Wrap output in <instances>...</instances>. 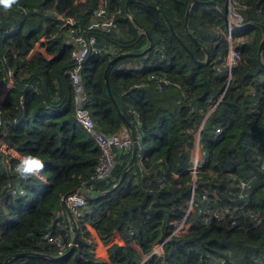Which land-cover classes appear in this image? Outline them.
<instances>
[{
  "label": "trees",
  "instance_id": "obj_1",
  "mask_svg": "<svg viewBox=\"0 0 264 264\" xmlns=\"http://www.w3.org/2000/svg\"><path fill=\"white\" fill-rule=\"evenodd\" d=\"M101 1L19 0L7 12L0 8V91L7 82L8 69H20L2 103L3 139L26 155H39L47 176L46 183L21 180L0 157V264L10 258L9 264H107L95 258L93 246L88 245L91 235L85 223L105 244L111 243L115 231L122 235L128 251L120 244L110 245L112 264H141L154 244L167 238L174 223L185 217L189 203L193 200L194 209H199L201 199L209 207H236V224H230V214L205 223L201 214L194 217L196 213L191 212L189 232L173 235L163 256L152 255L143 264H209L210 258L224 256L232 258L230 264H264V46L260 53L264 33L260 26L239 28L236 36L246 38L238 43L241 63L233 71L219 107L204 119L210 100L226 85V73L215 71L213 62L220 64L228 44L224 38L217 42L214 36L216 45L213 39L212 45H207L200 33L209 27H227L229 0H212L215 5H204L210 0H147L169 18L177 36L199 60L206 54L189 31L207 47V65H199L188 53L163 13L144 1H133L130 13L154 41L143 59L141 52L149 40L145 34L140 36L139 27L129 17L127 0H104L107 9L116 13L118 31L93 32L103 47L120 48L132 55L117 60L108 77L107 66L115 58L110 53L86 60L82 76L90 98L87 105L104 134L125 125L117 105L136 133L137 123L130 110L138 111L139 146L132 164L133 147L126 154H117L112 176L98 183L95 196L83 209L84 220L75 218L76 248L62 259L55 258L59 254L44 234L63 233L57 226L59 212L64 210L62 196L93 174L101 150L77 120L76 89L68 74L73 64L72 45L60 28L61 20L49 11L73 17L78 27L87 28ZM239 1L246 5L240 10L244 23L264 26V0ZM43 37L46 52L55 57L39 53L23 65ZM136 59L145 61L142 70H117L120 63ZM163 79L169 82L159 90ZM27 85L36 89L29 91ZM217 126L222 128L220 134H216ZM198 137L208 155L195 182L189 167ZM128 166L123 182L113 189ZM250 178L258 182L248 197H239L238 180ZM16 184L25 186V195H8V189ZM64 220L69 225L66 215ZM71 234L70 229V242ZM22 253L27 255H19Z\"/></svg>",
  "mask_w": 264,
  "mask_h": 264
},
{
  "label": "built area",
  "instance_id": "obj_2",
  "mask_svg": "<svg viewBox=\"0 0 264 264\" xmlns=\"http://www.w3.org/2000/svg\"><path fill=\"white\" fill-rule=\"evenodd\" d=\"M85 1V0H78ZM246 7L245 4L241 3L239 0H229L228 3V19L227 27L225 29L218 27L215 32L216 41H220L224 38L228 44V50L226 55L223 57L220 64L216 67L218 69H226L229 72V77L232 79L233 71L237 69L241 63L242 53L236 44V35L237 28L241 25H244L243 17L241 16V8ZM53 14H56L58 19L61 20L60 28L64 29L66 32L68 42L72 45L71 59L72 67L68 71V74L75 86L76 89V117L77 120L82 124V126L95 138L98 146L100 147L101 154L99 157L98 164L96 166L93 174L86 180L82 181L81 184L77 187L76 193L69 195L65 201L72 211L74 218L84 220L83 209L88 205L90 197H92L95 192L98 183L109 179L115 166L117 165V154L123 153L126 154L133 147V137L132 133L126 126H123L118 131L112 134H104L100 132L97 128L95 121L92 118L91 110L88 107V102L90 101L89 95L86 91V88L83 84L82 72L86 60L94 55L103 54L108 52L111 56L116 57L122 54L120 48H105L103 47L98 40L97 35L93 30H102L105 32L118 31L117 17L115 12H110L107 9L106 2L101 1L100 5L94 10L93 16L90 20L87 28L78 27L76 20L73 17L66 16L63 13H58L55 10L49 11ZM46 38L43 37L41 42H45ZM145 62L143 60L138 61H124L117 65V70L128 69V70H142ZM20 69L10 68L7 71L6 83L0 91V157H4V160L9 164L11 170L15 165L12 166V163H17L18 159L26 154L16 149L15 147L8 144L3 139V134H5V128H3V110L2 103L4 95H7L8 91L14 87L17 77L19 76ZM169 81L163 79L158 83V88L163 89L164 85ZM28 90L36 89L34 85H27ZM223 91L219 96L210 100V103L207 107L204 119H207L213 112L219 107L224 95ZM23 102V96L21 98ZM130 112L135 117L137 123L136 136L139 143L140 130L139 126L141 124L139 112L135 109H131ZM205 121V120H204ZM202 126L200 129H202ZM222 128L220 126L216 127V134H220ZM196 154V155H195ZM207 152L203 145L199 142V137L196 142V147L193 156V163L189 167V170L193 174V180L196 182L198 177L199 170L203 167L207 159ZM142 155H140L139 169H143L144 163L142 161ZM261 168L264 171V161L261 163ZM44 180H47V176L42 172ZM35 179V178H30ZM255 178L250 179H239L238 183L240 185L239 197L246 198L248 197L251 189L255 186ZM8 195L12 197H19L21 193L26 194V188L23 184H16L8 189ZM64 195L62 196V201ZM193 201V200H192ZM241 208H244L242 206ZM237 208H231L228 205L219 206V207H200L198 213L201 214L202 219L205 223H210L212 220L223 219L225 215L230 214L231 223L236 224V218L234 217V212ZM191 215V213H190ZM190 215L186 213L185 217L174 223V228L167 238L154 244L151 255L163 256L165 253V244L173 236L179 234H186L189 232L192 221ZM251 216L258 217V214L251 213ZM59 216L64 217V210L59 212ZM86 224V223H85ZM63 233L53 234L46 233L44 234V239L58 252L59 255H63L68 251L70 241L68 239L69 230L71 229L70 225L65 223V220L62 219L57 222ZM88 245L91 246L92 242L89 240ZM93 250V248H92ZM147 256L144 259V262L150 257ZM230 261L233 263L232 258L228 256L220 258H210L209 264H230ZM143 262V263H144Z\"/></svg>",
  "mask_w": 264,
  "mask_h": 264
},
{
  "label": "water",
  "instance_id": "obj_3",
  "mask_svg": "<svg viewBox=\"0 0 264 264\" xmlns=\"http://www.w3.org/2000/svg\"><path fill=\"white\" fill-rule=\"evenodd\" d=\"M133 1H144L148 6H150L151 8H153L154 10H156L157 12H159V13H163L161 9H159L156 5L150 3V2L147 1V0H127V3H126V10H127L128 14H129V17L133 20V22L136 24V26H138L140 29H144V27L141 25V23H140V22H139V21H138V20H137V19H136L131 13H130V11H129L130 3L133 2ZM203 3H205V2H203ZM207 3H208V4H213V5L216 4V2H215V1H212V0L206 2L205 4H207ZM192 5H193V4L190 5V7H189V9H188V11H187V14H186V25H187V27H188V19H189V15H190V11H191ZM163 15L165 16V18H166V20H167V22H168V24H169V27H170L171 32H172L174 35L177 36V34H176V32H175V30H174V28H173V25H172V23L170 22L169 18H168L164 13H163ZM226 18L228 19V16H227ZM255 25L260 26V27L263 29V33H264V26L261 25V24H259V23H245L244 25H241L239 28H247V27L255 26ZM144 34L147 36V38H148L149 41H150L149 46L144 50V53H145V52H147L148 50H150V49L154 46V41H153L152 37L149 35V33H148L147 31H144ZM189 35H190V37L194 40V42H195L196 44H199V43H200L199 40L197 39V37H196L195 35H193V34L191 33V31H189ZM177 37H178V36H177ZM178 39L180 40V42L182 43V45L184 46V48H186V50L188 51V53H189V54L195 59V61H196L199 65H207V63L210 61V53H209V51H208V49H207V47H206L205 45H203V48H204V50H206V52H207V59H206L205 61H203V60H199V59H198V58H197V57H196V56H195V55H194V54H193V53H192V52H191V51L185 46L184 42H183L179 37H178ZM263 46H264V37H263V39H262V41H261V44H260V53H262V51H263ZM128 55H132V54H131V53H122V54L116 56L115 58H113V59L109 62L108 66H107L106 74H105L106 77H108V73H109V71L111 70L112 66L116 63V61L119 60V59H121V58H124V57H126V56H128ZM107 84H108V86H109L108 79H107ZM228 86H229V83L226 84V86H225V88H224L223 91L226 92ZM117 107H118V110H119L120 114H121L122 117L124 118L125 123H126L127 125H129L130 127H132L131 124H130V122L127 120L126 116L123 114V112L121 111V109L119 108L118 105H117ZM202 125H203V124H202ZM202 127H203V126H202ZM131 129H132V128H131ZM132 130H133V129H132ZM132 137H133V141H134V143H133V151H132V160H131L130 164H132V163L134 162V160L136 159L137 149H138V146H139L138 141H137V136H136V133L134 132V130L132 131ZM128 168H129V166L126 168V170H125V172L123 173L121 179L119 180V182H117V184L114 186L113 189H115L117 186H119V185L123 182V180H124V178H125V176H126V172L128 171ZM113 189H112V190H113ZM112 190H109V191H107V192H111ZM76 191H77V188L74 189V190H71V191L67 192V193L64 195V199H63L64 213H65L66 215H68V217H69V225H70V227H71V231L73 232V236H72V239H71V245H70L69 250H68L66 253H64L63 255L56 256L55 258H57V259H62V258H64L65 256L69 255L71 252H73V250L76 248V246H77V244H78V231H77V226H76V223H75V218H74V215H73L72 211L70 210L69 206L66 204V201H65V199H66L69 195H71V194H73V193H76ZM102 195H103V193L97 195V196L94 197V198H99V197H101ZM90 198H91V197H90ZM190 205H191V206H190L191 208H189L188 211H187L188 215H190V213H191V209H192V204H190ZM30 254H33V255H34V254H37V253H30ZM19 255L23 256V255H27V253H22V254H19ZM10 259H11V258H10ZM10 259H7V260L4 262V264H9ZM141 264H143V262H142Z\"/></svg>",
  "mask_w": 264,
  "mask_h": 264
},
{
  "label": "crops",
  "instance_id": "obj_4",
  "mask_svg": "<svg viewBox=\"0 0 264 264\" xmlns=\"http://www.w3.org/2000/svg\"><path fill=\"white\" fill-rule=\"evenodd\" d=\"M206 5V4H204ZM218 8H220L219 6H217ZM140 36H142L144 34V30L143 29H140ZM237 34H238V31H237ZM244 36H240L239 39H242ZM149 40V39H148ZM149 44H150V41H149ZM148 44V46H149ZM147 46V47H148ZM43 54L44 56H46L47 58L49 59H52L54 58L55 56L54 55H50L46 52V49L45 47L39 42L37 43V45L28 53V55L25 57L24 59V62H23V65H27L31 62L32 58L36 55V54ZM6 95H4L5 97ZM129 131L132 133V127H130L129 125H127L125 123V125ZM96 194V193H95ZM95 194L93 196H95ZM92 196V197H93ZM66 214L64 213V216ZM60 217V216H59ZM66 217L68 218V221H69V217L68 215H66ZM61 220L64 219L63 216L60 217ZM86 227L87 229L90 231V235L91 237L88 239L92 242V246H93V253H94V256L95 258L99 259L100 261H103V262H106L107 264H112L111 260H110V257L108 255V247L114 243H117V244H120L121 246L124 247V249L126 251H128V246L127 244L125 243L122 235L120 234L119 231H115L114 234H113V237H112V240H111V243L110 244H105L101 238L98 236L97 234V231L88 223H86ZM72 233V231H71Z\"/></svg>",
  "mask_w": 264,
  "mask_h": 264
},
{
  "label": "clouds",
  "instance_id": "obj_5",
  "mask_svg": "<svg viewBox=\"0 0 264 264\" xmlns=\"http://www.w3.org/2000/svg\"><path fill=\"white\" fill-rule=\"evenodd\" d=\"M19 4V0H0V8H3L5 12L12 9L14 5ZM45 168L44 160L36 154H27L18 159L13 172L21 180H29L30 178H35L40 180L42 183H46L42 176V172ZM23 195V193H21Z\"/></svg>",
  "mask_w": 264,
  "mask_h": 264
},
{
  "label": "rangeland",
  "instance_id": "obj_6",
  "mask_svg": "<svg viewBox=\"0 0 264 264\" xmlns=\"http://www.w3.org/2000/svg\"><path fill=\"white\" fill-rule=\"evenodd\" d=\"M214 29H212L211 27H209V29H206V30H204L202 33H200L201 34V38L206 42V44L207 45H212V41H211V39H213V42H214V44L216 45V42H215V39H214ZM237 31H240L239 30V28H237ZM240 37H236V44H237V46H238V48H239V45L246 39V38H242V39H239ZM238 43H239V45H238ZM41 44L43 45V43L41 42ZM184 44H185V46L187 47V44L184 42ZM261 44V43H260ZM197 45V44H196ZM198 46L199 47H201L203 50H204V48H203V43H199L198 44ZM147 48V47H146ZM146 48H144V49H142V52H141V54L144 56L143 57V59H147V56H145V54L149 51H147V52H145L144 53V50L146 49ZM188 48V47H187ZM186 49V48H185ZM204 52H205V54H206V56H205V58L203 59V61H205L206 59H207V52H206V50H204ZM193 53V52H192ZM164 59L167 57L165 54H163V56H162ZM144 61V60H143ZM221 61L222 60H220L218 63H221ZM145 62V61H144ZM213 67H215V71H217L218 73H220V72H225L226 74V84L227 83H229L230 84V82L232 81V79L229 77V72H228V70H224V69H218L217 67H216V65H215V62H213ZM226 86V85H225ZM228 89V88H227ZM160 90V89H159ZM222 93V92H221ZM184 95H185V92H184ZM220 95V94H219ZM196 155V154H195ZM254 182L255 183H257L258 182V180H256V179H254ZM190 204H192V209H191V212H195L196 214L194 215V217L195 216H197L198 215V209H196V207H195V209H194V204H193V201H191L190 203H189V206H188V209L189 208H191L190 206ZM200 207L202 206V207H207L208 206V203H207V201H205V200H203V199H201V200H199V204H198ZM188 211V210H187ZM72 236H73V232H72V234H71ZM70 245H71V242H70ZM69 245V246H70ZM237 250H234V252H236Z\"/></svg>",
  "mask_w": 264,
  "mask_h": 264
}]
</instances>
